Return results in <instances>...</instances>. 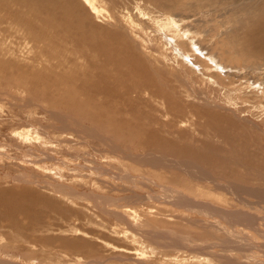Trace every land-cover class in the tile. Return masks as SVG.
Returning a JSON list of instances; mask_svg holds the SVG:
<instances>
[{
  "label": "rangeland",
  "instance_id": "374dc122",
  "mask_svg": "<svg viewBox=\"0 0 264 264\" xmlns=\"http://www.w3.org/2000/svg\"><path fill=\"white\" fill-rule=\"evenodd\" d=\"M169 2L170 0H167V3ZM112 4L124 6L120 0H112ZM123 9L127 13L126 8ZM105 19V22L99 19L100 23L84 29L83 34H97L98 28L101 26L106 28L107 22L122 39H128V30L121 23L108 15ZM228 27L230 26L220 29V37L207 38V41H203V49L207 48L202 53L205 59L207 52L213 49L215 39L216 41L219 38L223 39L225 36L222 32ZM9 48L13 49L14 53L7 55L8 59L4 57V63L9 59L15 60L22 69L11 68L12 76L16 78L13 80L16 82H12L10 86L3 79V86L0 85V226L8 225V221L15 218L19 222L24 221L21 224L24 229L11 230V239L0 249V264H3V261L12 264H162L158 254L148 253H157L161 246L169 248L173 246L163 243L158 244L159 246L154 243L149 244L147 241L150 233L147 238L145 237V243L148 244L144 242L139 244V241H144L142 236L145 235V229H142L143 233L140 230L146 222L147 231L151 230L156 236L158 233L162 234L161 238H167V241L182 240L185 245L195 242L196 245L190 246L199 250L205 248L203 246L210 245L213 240H224L222 245H216L214 248H226V251L240 262L245 256L251 260L250 264H264L263 199L260 194L238 197L225 189L229 181L245 182L243 180H248L249 177L244 176L243 166L221 164L217 161L234 158L245 163L244 156L242 157L244 149L254 151L258 148L264 153L262 129L253 128L261 125L264 120V102L260 97L264 96V84L256 83V76L251 73L249 75L250 71L234 70L230 66L258 61H260L258 64H263L264 61L258 58L244 61V58L235 52L231 55L233 63L230 65L225 63L224 69L215 68L214 64L206 61L204 67L197 66L198 73L193 62H186L182 66L183 71L187 73L182 76L186 82L183 87H177L176 90H181L182 97L193 100L201 109H195L198 111L194 112L197 113L196 116L194 114L183 116L181 125L175 120L174 126L170 119L161 117L162 122L153 127L148 119L131 116V112L147 113L149 108L137 105L133 111L128 112V106L131 105L126 106L124 98H118V91L105 90L104 85L107 84H99L94 88L81 79H75L78 85L72 87L69 84L50 81L49 76L53 74L45 75L42 72L43 63H40L42 60L36 62L33 53L31 54L32 44L13 41L9 44ZM225 49H233V47L227 44ZM128 53L131 55L130 49ZM160 53L161 51L157 50L153 56H160ZM224 58L226 59L227 56ZM175 61L172 60L168 73L176 69V66H173ZM262 69L264 72V65ZM136 72L137 74L132 73L136 76L141 74L137 78L146 76L142 71ZM0 74L5 78L11 74V71L8 69ZM215 74L218 77L214 76ZM21 75H24L23 79ZM44 75L48 78L45 80L39 78ZM111 75L112 73L107 75L108 84L111 81L112 84L115 83L116 75H113L114 78ZM201 75L206 76L203 81ZM130 76L126 77L125 81L129 82ZM171 79L174 78H169ZM18 80L26 83L18 88ZM219 80L220 83L229 82L228 86L214 87L213 83ZM70 88L75 93L77 91L76 94L79 95L82 103L85 99L96 103L99 111L98 109L87 112L70 111L71 106L67 103ZM115 89L122 92L119 88ZM87 94L89 97L86 98ZM257 94L260 95L259 98ZM120 98L122 100H119ZM161 104L163 105L162 101H153L154 107H160ZM206 104L209 107H206ZM204 108L208 112L212 110V114L208 116ZM119 112L120 117L116 116ZM111 116L118 120L131 121L134 126L143 122L146 127L154 129L158 149L154 150L153 157L162 161L166 159L169 165L165 160L164 167H155L142 161L134 162L147 153L146 148L141 145L149 142L148 137L143 133L135 136L137 132L132 127L131 137L123 135L125 130L121 136L115 134L116 131L111 130H116V127H112L109 123ZM173 145L186 151L193 148L196 153L208 148L210 155L195 159L193 154L171 152ZM182 162L185 166H182ZM189 172L195 176L200 175V178L191 176ZM205 173L212 175L214 173L213 179L217 185L206 180ZM249 187L263 190L264 183L261 188L257 183H251ZM169 193L173 196L167 195ZM16 207L21 213H14ZM203 208L208 210L203 211ZM31 219L39 222L42 220L39 230L25 229ZM102 222H106V226L109 225L110 228L116 227L124 234L114 235L109 229L108 231L101 229L105 226ZM129 222H133L135 229L129 228ZM70 225L84 230L96 229L98 233L103 230L104 232L101 233L108 237L110 233L111 239L113 235L117 238H114L116 245H111L106 240L102 242L96 240L100 239L98 233L75 234L80 237L76 239ZM153 229L157 230L154 232ZM0 233L1 236L7 235L3 231ZM231 237L235 239L230 240ZM136 238L140 239L136 241ZM134 241L147 253L139 250ZM13 243L15 249L11 246ZM182 243L180 246L177 243L176 246L181 247ZM87 245H90L91 249L82 252L81 249L86 248ZM72 247L78 250L74 254L71 252ZM191 248L184 247L183 251H185L180 250L179 253L187 256L186 252L189 253ZM236 251H240L241 254ZM211 252L199 250V254ZM54 253L58 254L57 259H46L48 254ZM29 255H32V258H28ZM238 255H242L243 258L239 259Z\"/></svg>",
  "mask_w": 264,
  "mask_h": 264
},
{
  "label": "bare ground",
  "instance_id": "6f19581e",
  "mask_svg": "<svg viewBox=\"0 0 264 264\" xmlns=\"http://www.w3.org/2000/svg\"><path fill=\"white\" fill-rule=\"evenodd\" d=\"M120 1L122 4H124L123 7L126 8L127 13L124 12L123 7L114 6L112 4V0H0V73H5L8 69H10L11 71V74L7 75V77L5 78H3L0 74V85H2L3 79L6 81L7 85L10 86L12 85V82H16V80H13L16 78L12 76L13 71L11 70V68H16L17 70L22 69L21 65L17 64V61L15 60L10 61V59L8 62L4 63L3 58L14 53V50L9 48V44H12L13 41H24L25 43L28 42L29 44H32L31 54L33 53V57L35 58L33 59L36 62H39L40 59L42 60L40 62L41 64L43 63L42 72H44L45 75H49L50 73L55 75V77L53 75L49 76L50 81L67 85L69 84L72 87H76L78 85L75 83V79H81L85 84L89 83V85H92V87L94 88L98 87L99 84H107L104 85L105 90L115 92L118 91V98H124L123 100L126 106L127 104L131 105V107L128 106V112L133 111V108L137 105H141L144 107L146 106L145 108L150 109L149 112L144 114L142 112H140L139 114L131 112L132 118L141 116L144 120L148 119L150 125L154 127L156 124L162 122V117L170 119V121L175 126V120H177L181 125V123H183L181 121V118L183 116H189L187 114H194L196 116L197 113L195 114L194 112L198 111H196L195 109H201L200 106L195 105V102L193 100L187 97H182L183 93L181 90H176L177 87H183L186 82V79H183L182 77L183 75L187 74L182 69V66L186 62H193L196 65V73H198L197 66L204 67L206 61L214 64L215 68L223 67L224 69L225 63L229 65L233 63L231 62V55H234L235 52L240 57L244 58V61H249L251 58H258L259 60L264 61V0H170L169 3H167V0ZM124 13L126 14L125 17L123 16ZM107 15L109 17L115 18L116 21L121 23L128 30V39H122L119 36V33L115 32V30L112 29L107 22L106 24L108 25H106V28H104L103 26L99 27V32L97 34H83L84 29H89L91 27H94L93 24L100 23L99 19L105 22V18ZM197 17H200L204 21H201V19ZM200 24L202 25V27H200ZM178 26L180 27L178 28ZM227 26L230 27L226 28L225 32H222L225 37L223 39L219 38L217 41L215 39L213 49L207 52L208 55L205 59L202 53L207 49L206 47L208 46L204 44V46L206 45V49H203V41H207V38H213L216 36L220 37V29ZM203 27L205 29H203ZM210 40L212 42V39ZM227 44H231L234 50H226L225 48L227 47ZM128 49H130L131 55L128 53ZM157 50L161 51V53L159 54L160 56H153V53ZM137 54L140 55L138 56ZM221 55L224 56L222 58H219ZM225 56H227L226 59L224 58ZM201 57L204 60H202ZM119 59H121V61ZM172 60H176L173 65L176 66V69L168 73L173 63ZM259 62L260 61H258L257 63L252 62L250 64L244 65L242 63L239 66H230L234 70L239 69L241 71H250L249 75L251 73L252 75L254 74L256 76V83L261 82L264 84V72L262 69L264 63L258 64ZM136 71H142L146 76L137 78L138 76H141V74L136 76ZM132 72L135 74H133ZM110 73H112L111 76L116 75L115 83L113 82L114 84H112V81L109 84L107 83V75ZM30 75H32V73ZM45 75L39 78H43V80H45L46 78H48V76ZM23 76L21 75L22 79ZM128 76H130L129 82L125 81V78ZM201 76V80L203 81L206 76ZM214 76H216V74ZM131 77L133 78L131 79ZM171 77L174 79L169 80V78ZM220 81L221 80L214 82L213 86L227 87L229 84V82L226 83L222 81V83H220ZM25 83L22 80H18L17 87L20 88L24 86ZM196 83L197 82H195V84ZM28 87L30 86L28 85ZM115 88L121 89L122 92ZM70 90L71 91H69L67 98V103L69 106H71L70 111L74 112V110H82L87 112V110L92 111V109H98L97 111H99V107H96V103H94L90 99H85V102L82 103V101L79 100V95L76 94L77 91L75 93L74 91H72L73 89L70 88ZM89 90L91 91L93 89ZM258 95L259 94H257L256 96ZM85 97L87 98L89 97V95L87 94ZM260 97L261 101L264 102V96L261 95ZM121 98L119 100H122ZM153 101H162L163 105L161 104L162 106L160 107H154ZM80 102L81 104L79 105ZM206 107L209 106L206 104ZM204 112L208 114V116L212 114V110L210 111L211 113L206 111V109L204 110ZM118 115L120 117L121 113L119 112L118 114H116V116ZM130 122L131 121L118 120V118L114 116H111V118L109 119V123L112 124L111 126L116 127V130L111 131H116L115 134L117 135L119 134L121 136L125 130L123 135H125L126 137H131L133 135L131 130L134 129L137 132L135 136H137L138 133H143L148 137L149 142L147 144L141 145L146 148L147 153L143 158H137L138 160H135L134 162L138 163L142 161L148 165L150 164L155 167H162L167 162V160L164 159L166 162H163L164 160L162 161L156 157H153L155 156L153 154L154 150L158 149L156 147L157 137L154 129H151V127H146L143 122H141L140 125L135 126L133 125L134 123L132 124ZM107 123L108 122H106V124ZM253 128L254 130L262 129L261 132H263L262 134L264 135V120L261 125ZM89 135L90 134H88V136ZM193 150L195 149L191 148V150L186 151L184 148H176L175 145H173V147L170 149V151L173 153L193 154L194 158L196 157L198 159H200L201 157L205 158L206 156L208 157V155H210V152H208L210 151V149L208 148L202 149V151H199L198 153H196V151L194 152ZM242 153V157L244 156L245 163H242L234 158L217 160L221 164L243 166L245 169L244 176L249 177L248 180H243L245 182L237 180L229 181L225 186V189L230 190L232 194H235V196L238 197H242L243 195L258 196L260 194L259 196L263 199L264 202V189L259 190L258 188L249 187V184L257 183L261 188L262 183H264V153L258 148L254 151L244 149V152ZM158 157L161 158L160 156ZM182 163L184 164H182V166H185V163ZM170 164L172 165V163ZM186 166L188 167V165ZM197 170L199 171V169ZM201 171L202 170H200V172ZM202 172L205 171L203 170ZM189 174H191V172H189ZM192 174L191 176L200 178V175L195 176L194 174ZM205 175L207 176L206 180H209L217 185L216 181L213 179L214 173L213 175L212 173H205ZM167 195L172 194L169 193ZM29 207L32 208V206L30 205ZM200 209L199 211H201ZM204 210L208 209L203 208V211ZM17 212L21 213L18 207L14 209V213L16 214ZM10 213L11 212H9V214ZM30 221L31 222L25 227V229H40L42 220L39 222L38 220L36 221L31 219ZM8 222V225L2 227L0 226V232L3 231L7 234L6 236H1L0 233V249L4 247L5 242L11 239V230L24 229V227L21 226L24 221L19 222L15 218H12V220H9ZM105 223L106 222H104L103 224ZM132 223L133 222L128 223L129 228L135 229L136 226ZM110 224L114 225L113 223ZM146 224L147 222L144 226H142L140 230L141 232L143 228L145 229V231H147ZM108 226H106L105 224V226H102L101 229L104 228L105 230L107 229V231L109 229V231L114 235L124 234L116 227L113 226L110 228ZM70 227L73 235L82 234L85 232H90L92 235L94 233H98V231L96 232V229L95 231L93 229H88V231L86 229H81L80 227L75 225H70ZM155 230L153 229L154 232ZM101 231L104 232L103 230H100V233H98L100 235V239L96 240H100L101 242L102 240H106L111 245H116L115 242L117 238L114 237V235L111 239L110 233L108 234L110 237H108L107 235L105 236L103 233H101ZM145 231L144 234L146 236H142L144 237V241H139V244L142 242L145 243V239L147 238L148 233H150V236L148 235L147 241L149 242V244L154 243L159 246L158 244L163 243L173 246L170 248L161 246L159 250L160 252L158 251L157 253H148L153 255L158 254L162 264L251 263V260L245 256L242 262H240V260H237L236 257L232 256V254H229L224 247H219V249L214 248L216 245H222L224 240H213L210 245L203 246L205 248L199 249L203 252L204 250L212 252L207 254H199V250H197L196 248H191L190 246L192 244L196 245L195 242H189L188 244L190 245H185L184 243H182V240H180L181 242L178 240L167 241V238H161V233V235H159L158 233L156 236L151 230L147 232ZM75 238L78 239L80 237L76 236ZM138 239L136 238V241ZM232 239H235V237H231L230 240ZM15 241L16 240H14V242ZM134 243L135 245H138L137 242L134 241ZM177 243L179 244V246L182 243L181 247L183 248L176 246ZM11 246L15 249L14 243ZM188 246L192 249L189 253L186 252V255L188 257L185 255H181L179 253L181 252L180 250L183 251L184 247ZM136 247L139 250L147 253V251L139 247V245ZM199 247H201V245ZM89 249H91V246L87 245L86 248L81 249V251L86 252ZM76 251L78 250L72 247V254H74ZM163 251H167L168 253H164ZM236 252L241 254L240 251ZM241 256L242 255L239 256V259L241 258ZM28 258H32V255H29ZM57 258L58 254L55 253L48 254L46 256L47 260H54ZM34 262H38V260H34ZM3 264L12 263L3 261Z\"/></svg>",
  "mask_w": 264,
  "mask_h": 264
}]
</instances>
